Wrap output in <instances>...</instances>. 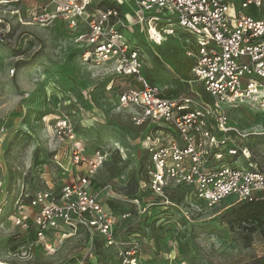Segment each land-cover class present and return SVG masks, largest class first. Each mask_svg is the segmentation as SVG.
<instances>
[{"label": "rangeland", "instance_id": "1", "mask_svg": "<svg viewBox=\"0 0 264 264\" xmlns=\"http://www.w3.org/2000/svg\"><path fill=\"white\" fill-rule=\"evenodd\" d=\"M51 1L45 2L47 11L55 8ZM123 2L128 12L139 8L133 0ZM44 7V0H0V173L9 196L20 180L30 190H60L86 172L87 165L72 163L74 141L67 130L59 133L58 123L66 120L88 153L106 154L94 175L96 190L102 203L130 213L116 229L124 238L139 233L147 264H264L261 226L252 229L235 219L243 202L229 197L207 207L174 187L165 191L169 202L153 194L141 134L146 129L136 126L132 111L118 102V90L128 79L84 64L76 44L82 33L62 19L36 20ZM136 37L153 83L179 94L202 92L189 69L186 39L152 42L147 31ZM229 111L241 133L239 145L249 155L239 160L264 172V109L242 103ZM10 223L1 216V264H85L94 254L100 264H115L114 253L100 246L104 237L87 226L77 227L54 250L41 244L17 250L26 236Z\"/></svg>", "mask_w": 264, "mask_h": 264}, {"label": "built area", "instance_id": "2", "mask_svg": "<svg viewBox=\"0 0 264 264\" xmlns=\"http://www.w3.org/2000/svg\"><path fill=\"white\" fill-rule=\"evenodd\" d=\"M123 1L116 0L117 7H101L96 0H54V10L47 11L44 0L45 11L34 18L42 23L66 21L82 33L76 44L84 64L128 79L118 102L132 111L136 126L146 129L141 134L153 194L169 202L165 191L174 187L207 207L229 197L264 201V172L239 160L249 155L239 145L241 133L229 111L242 103L264 109V0H133L139 8L131 12L121 7ZM145 31L152 42L178 35L186 39L191 74L202 84L201 93L179 94L150 81L136 37ZM58 126L60 134L67 130L74 141L72 163L87 165V170L60 190H30L20 180L16 193H6L0 223L6 215L29 239L17 250L34 244L54 250L57 242L84 225L104 237L115 264H147L139 233L124 238L117 232V223L130 213L102 203L96 190L94 175L106 154L88 153L66 120ZM92 256L85 264H100Z\"/></svg>", "mask_w": 264, "mask_h": 264}, {"label": "trees", "instance_id": "3", "mask_svg": "<svg viewBox=\"0 0 264 264\" xmlns=\"http://www.w3.org/2000/svg\"><path fill=\"white\" fill-rule=\"evenodd\" d=\"M118 4L116 3H110V2H103L101 3V7H117ZM190 69V67H189ZM148 76V74H146ZM150 81L153 83L150 76H148ZM118 90V89H117ZM119 92V90H118ZM111 206V205H110ZM112 207V206H111ZM235 219L238 220L240 223H246L248 225L254 226L255 223H257V226H261V235L264 239V201H256V202H243L242 206L238 210V212L235 215ZM254 229V228H252ZM33 239H35V236L33 235ZM25 242V239L23 240V243ZM102 248H104L103 242L101 243ZM23 245V244H21ZM20 245V246H21ZM100 256V254H99ZM101 258V256L99 257ZM102 260V258H101Z\"/></svg>", "mask_w": 264, "mask_h": 264}, {"label": "crops", "instance_id": "4", "mask_svg": "<svg viewBox=\"0 0 264 264\" xmlns=\"http://www.w3.org/2000/svg\"><path fill=\"white\" fill-rule=\"evenodd\" d=\"M0 168H1V161H0ZM5 175H2L0 173V205L3 203L4 199L7 197V191H5L4 189H6V184L7 180L4 178ZM10 225L12 226L13 230L15 229V226L13 225V223ZM29 241V239L27 237H25V242L23 244H27ZM3 252L2 248L0 247V253ZM1 258V257H0Z\"/></svg>", "mask_w": 264, "mask_h": 264}, {"label": "bare ground", "instance_id": "5", "mask_svg": "<svg viewBox=\"0 0 264 264\" xmlns=\"http://www.w3.org/2000/svg\"><path fill=\"white\" fill-rule=\"evenodd\" d=\"M154 35H155V30H154ZM157 38H159V36L158 35H155Z\"/></svg>", "mask_w": 264, "mask_h": 264}, {"label": "flooded vegetation", "instance_id": "6", "mask_svg": "<svg viewBox=\"0 0 264 264\" xmlns=\"http://www.w3.org/2000/svg\"><path fill=\"white\" fill-rule=\"evenodd\" d=\"M170 195V194H169ZM161 201V200H160ZM162 202V201H161Z\"/></svg>", "mask_w": 264, "mask_h": 264}]
</instances>
